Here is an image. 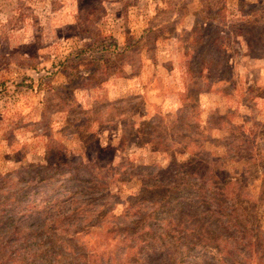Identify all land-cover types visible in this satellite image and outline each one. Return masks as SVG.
Segmentation results:
<instances>
[{
	"label": "rangeland",
	"instance_id": "1",
	"mask_svg": "<svg viewBox=\"0 0 264 264\" xmlns=\"http://www.w3.org/2000/svg\"><path fill=\"white\" fill-rule=\"evenodd\" d=\"M0 264H264V0H0Z\"/></svg>",
	"mask_w": 264,
	"mask_h": 264
},
{
	"label": "trees",
	"instance_id": "2",
	"mask_svg": "<svg viewBox=\"0 0 264 264\" xmlns=\"http://www.w3.org/2000/svg\"><path fill=\"white\" fill-rule=\"evenodd\" d=\"M180 212H181L180 210H178V211L176 210V212H174L175 214H173L174 217H178V219H183L182 221H184L185 219L187 220V218H185L186 214H184V213L183 214H179ZM31 235H32L31 233L26 234L24 239H27L28 237H31Z\"/></svg>",
	"mask_w": 264,
	"mask_h": 264
}]
</instances>
